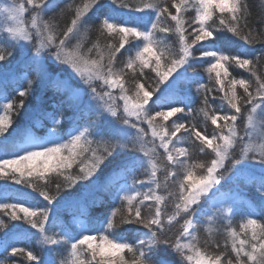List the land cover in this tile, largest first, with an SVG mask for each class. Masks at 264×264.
I'll list each match as a JSON object with an SVG mask.
<instances>
[{
	"label": "snow or ice",
	"instance_id": "1",
	"mask_svg": "<svg viewBox=\"0 0 264 264\" xmlns=\"http://www.w3.org/2000/svg\"><path fill=\"white\" fill-rule=\"evenodd\" d=\"M205 64L211 88L189 72ZM197 103L211 133L187 119ZM0 182L43 201L0 198V264H264V9L252 23L248 0H0ZM32 237L43 261L18 246Z\"/></svg>",
	"mask_w": 264,
	"mask_h": 264
},
{
	"label": "trees",
	"instance_id": "2",
	"mask_svg": "<svg viewBox=\"0 0 264 264\" xmlns=\"http://www.w3.org/2000/svg\"><path fill=\"white\" fill-rule=\"evenodd\" d=\"M80 0H77V3H79ZM85 2H87V0H85ZM126 2H131V3H139L140 0H126ZM248 3L250 5V12H251V22L252 23H255L256 20L259 18L260 14H261V10L264 9V0H248ZM113 15V17L117 18L118 20H128V21H135L136 18L135 17H131V16H128L124 11H114L111 13ZM28 17V16H26ZM70 17H71V14L70 13H65L64 15L62 16H58L57 17V24H59L60 26H65L67 25L68 23H70ZM26 22L29 20V19H26ZM110 42H114V41H110ZM225 51H227L228 53L230 54H238V53H242V52H245L247 51V49H245L242 45V42L236 40V39H225L221 42V45H220ZM259 47V46H257ZM199 55V54H197ZM208 59V58H206ZM125 60H126V57H125ZM206 68H207V65H197L195 69H189V72H193L195 71L196 73H199L201 75H203L204 77V81L205 83H208L209 87L211 88L213 86V81L209 79V74L206 72ZM242 71V70H241ZM229 72L232 74L231 76H228L225 78V83L227 84V80L228 79H231L233 76H236L237 74L235 72H233L232 68L229 67ZM212 76L214 77V74H212ZM238 78V77H237ZM171 79V77H170ZM149 81L151 82V77H149ZM131 82V74L129 75V83ZM18 85H11L9 87V95H14V93L12 92V88L16 87ZM147 87V85H146ZM36 90L39 91V88L36 87ZM149 91H151V89L149 88L148 89ZM238 93L240 91H242V89H240L238 87L237 89ZM49 95H51V93H49ZM211 95L217 97L215 103H210L209 106H208V111L209 113L211 114L212 110H214L215 108H217L219 105H220V100L218 99V97H220L222 95V93L220 92H213L211 93ZM17 99H19L17 97ZM152 99H155V94H153V97ZM32 98L30 97L27 101H26V108L32 104ZM149 103H151V101H149ZM194 107V111L191 115V117H188L187 119L189 121H191L192 124H196L200 129H207V132L211 133L213 131V129L215 128L214 125H211V122L210 120H206L205 117H204V114L203 112H201L199 109L201 107H203V105L197 103L196 105L193 106ZM164 110V109H162ZM165 111V110H164ZM182 114H177L176 116H173V117H170L168 121H163V123L167 124V125H171V122L173 120H176L178 116H180ZM25 118H26V112H25V109H21L20 110V114L17 115V116H14L13 117V121L14 123L12 124V127H17L18 125H21L25 122ZM11 130V129H10ZM178 137L179 136H184V140H185V145L183 146H187L188 144H191V140L190 138H188L183 130H181L180 133L177 134ZM210 151V150H209ZM193 163H207L211 157H209L207 154H204V153H200L197 149H195V147H193ZM202 170H199L197 169L196 172H197V175L199 176L200 173H201ZM230 173H226V175H229ZM140 175V178L141 179H145L146 177H144L142 174H139ZM158 176H160L161 180H163V176H162V173H158ZM57 179V177H55L54 174H49L48 176V180H49V188L52 187V181ZM2 183V182H0ZM239 189H240V192L244 195H242V199L246 197H251L252 199H258V196H257V193L255 191V189L253 187H248V188H245L244 187V184L243 182L241 181L240 184H239ZM169 190L172 191V192H175V188L174 186H169ZM161 194H166V193H161ZM6 197L7 199H23V200H26V201H31V202H38V203H43L42 201V197H38L36 193L32 192L31 189H27L25 188L23 185H15L14 183L12 182H8L7 185H5L4 187H0V198H4ZM171 203V200H169V204ZM245 203H248L249 205L251 204V200H247L245 199ZM94 214H98V213H95ZM22 215V214H21ZM0 218H3L7 221V216H3V217H0ZM11 223H21V222H18V221H13ZM11 223L9 224V227H11ZM208 226L205 225V228H207ZM214 230L218 229V231H216V234H215V239L217 240H220L221 242L223 241V225L218 221L217 223L213 224L211 226ZM7 229H5L6 231ZM51 231L50 230V234H51ZM3 233L0 232V236H2ZM199 236H200V239L201 241L203 242L205 239L208 238V235H207V232L204 231L203 229L201 230V232L199 233ZM19 239V238H18ZM27 246L29 247L30 250H32L34 252V254H36L40 261H43L46 256L48 255L46 249L44 248V246H42L40 243H39V240L37 237H32L31 240H24L22 241V243H20L18 246ZM62 258V257H60ZM0 259H3V257H0ZM31 264H37V262L33 261L31 262Z\"/></svg>",
	"mask_w": 264,
	"mask_h": 264
},
{
	"label": "rangeland",
	"instance_id": "3",
	"mask_svg": "<svg viewBox=\"0 0 264 264\" xmlns=\"http://www.w3.org/2000/svg\"><path fill=\"white\" fill-rule=\"evenodd\" d=\"M27 14L25 15L26 19H29L28 17H26ZM114 19L121 24V26H131L132 25V21H128V20H118L117 18L114 17ZM227 66V65H226ZM165 111H167V109H164ZM9 159H11L12 157H8ZM16 199H7L8 202H14ZM26 201V200H25ZM34 204H38V202H31V201H27V204L25 206L28 205H34ZM35 210V209H34ZM22 246V245H20Z\"/></svg>",
	"mask_w": 264,
	"mask_h": 264
}]
</instances>
